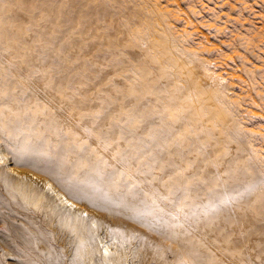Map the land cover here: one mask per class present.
Returning a JSON list of instances; mask_svg holds the SVG:
<instances>
[{
    "label": "bare ground",
    "instance_id": "6f19581e",
    "mask_svg": "<svg viewBox=\"0 0 264 264\" xmlns=\"http://www.w3.org/2000/svg\"><path fill=\"white\" fill-rule=\"evenodd\" d=\"M161 2L0 0V264H264V160Z\"/></svg>",
    "mask_w": 264,
    "mask_h": 264
},
{
    "label": "rangeland",
    "instance_id": "374dc122",
    "mask_svg": "<svg viewBox=\"0 0 264 264\" xmlns=\"http://www.w3.org/2000/svg\"><path fill=\"white\" fill-rule=\"evenodd\" d=\"M158 1L174 13L170 14L176 19L171 22L174 29L179 27L177 32L187 36L186 43L199 49L193 48L227 88L239 108L238 119L263 161L264 0Z\"/></svg>",
    "mask_w": 264,
    "mask_h": 264
}]
</instances>
